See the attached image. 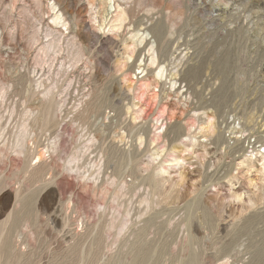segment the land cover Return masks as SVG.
Returning <instances> with one entry per match:
<instances>
[{"label":"rangeland","instance_id":"rangeland-1","mask_svg":"<svg viewBox=\"0 0 264 264\" xmlns=\"http://www.w3.org/2000/svg\"><path fill=\"white\" fill-rule=\"evenodd\" d=\"M110 1L0 0V264H264V0Z\"/></svg>","mask_w":264,"mask_h":264},{"label":"bare ground","instance_id":"bare-ground-1","mask_svg":"<svg viewBox=\"0 0 264 264\" xmlns=\"http://www.w3.org/2000/svg\"><path fill=\"white\" fill-rule=\"evenodd\" d=\"M107 2H111L110 0H100V5H104V6H106V4H107ZM110 4V3H109ZM103 7V6H102ZM108 7V6H107ZM53 11L55 10V7L53 6L52 8H51ZM102 11V10H101ZM58 12V11H57ZM107 11L106 10H104L103 11V13L101 14H99L100 16H101V18H100V20L101 21H103V17H104V14L106 13ZM97 14V13H96ZM117 19V18H116ZM63 20L64 19H62V16H61V14H58V13H54L53 14V16H52V18H51V23L53 24V25H61L62 27H65L66 25L64 24V22H63ZM101 23V25H102V22H100ZM119 23V22H118ZM62 34V33H61ZM143 39V38H142ZM142 39H139V42L141 43V40ZM143 41V40H142ZM138 42V41H137ZM138 42V43H139ZM50 43H52V42H50ZM49 43V45H47L46 47H45V51H48V50H50V49H52L53 48V46H52V44H50ZM137 43V44H138ZM53 45H54V43H53ZM134 45L135 44H133L132 46L134 47ZM136 47V46H135ZM134 47V48H135ZM129 48V47H128ZM150 48V49H149ZM148 49H149V51H151V46L149 47ZM44 49V48H43ZM133 49V48H132ZM152 49H153V47H152ZM129 50H131V48H129ZM128 50V52L130 53V51ZM134 50V49H133ZM132 50V51H133ZM134 52V51H133ZM132 53V52H131ZM133 54V53H132ZM132 56V55H131ZM130 56V54H129V57H131ZM129 57H127L128 59H129ZM127 60V59H126ZM154 57L153 56H151L150 57V59H149V63H148V65H152L153 63H154ZM141 63V62H140ZM140 66H138V68H139ZM148 67V66H147ZM140 69V68H139ZM161 70V69H160ZM162 72H163V70H162ZM160 75H161V71H159L158 70V72H157V74H156V76H158V77H160ZM155 76V75H154ZM41 86V85H40ZM41 92V91H40ZM45 92V91H44ZM43 92V93H44ZM55 94H53L52 93V91H50V90H47L46 91V94H44L43 96H42V98L43 99H45L46 101H45V103H44V105L42 106V110L39 112H37V113H34L35 114V116H33L32 117V122H31V124L33 123V122H36V121H38V119H40L39 121H40V123H41V127L44 125V127H48V128H51V127H53L54 125L55 126H57L58 125V122L56 121V118H55V116L58 114V113H61V107H60V105H59V103H57V101H56V99H55ZM57 97V96H56ZM43 101V100H42ZM41 101V102H42ZM60 101H62L61 99H60ZM40 102V101H39ZM99 105V104H98ZM101 106V105H100ZM97 109L99 110V108L97 107ZM38 110V109H37ZM127 110H128V108H127ZM120 111V110H119ZM86 112H87V110H84V111H82L81 113H77L78 115H77V118H78V120L80 119V118H83L85 115L84 114H86ZM116 113V112H115ZM33 114V115H34ZM127 114V113H126ZM29 115H32V113H30ZM122 115V114H121ZM28 118V117H27ZM106 118H107V116H106ZM73 119V118H72ZM71 119V120H72ZM27 120V119H26ZM74 120V119H73ZM77 120V121H78ZM83 120V119H82ZM28 121V120H27ZM75 121V120H74ZM26 122V121H25ZM37 124V123H36ZM29 125V124H28ZM59 126V125H58ZM208 128H210L211 127V124H210V122H209V124H208ZM128 128V127H127ZM126 131V130H125ZM31 132V131H30ZM30 132H29V130H28V128H27V124L26 123H23L19 128H15V131L13 132V143H12V147H13V149L15 150V152L17 153V154H19V153H21L20 152V148H21V145H22V143H23V141L29 136V134H30ZM2 133V132H1ZM8 134V133H7ZM123 134V133H122ZM0 135H2V134H0ZM138 135V134H137ZM5 137V136H4ZM136 137V136H135ZM139 137H141V136H139ZM135 139V138H134ZM137 140H139V139H137ZM91 141V140H90ZM133 141H135V140H133ZM140 141V140H139ZM138 145H139V143H138ZM261 148H263L264 149V146L262 147L261 146ZM52 149H54L53 147H52ZM156 151L152 154V156H151V159H150V165L151 164H153V163H155V162H157L162 156H163V153H164V149H155ZM27 152V151H26ZM127 153V152H126ZM152 153V152H151ZM127 156H125L126 158H125V164L123 165L124 167V169L126 168V166H128V162H129V160L131 159V156L129 155V153L128 154H126ZM120 156H121V154H120ZM150 156V155H149ZM32 156L30 155V158H31ZM43 157V156H42ZM28 158V157H27ZM149 158V157H148ZM37 160H39V158L37 157L36 158ZM40 159H41V156H40ZM75 158H73V159H71L70 160V162H68V163H73V162H75ZM174 160V163H175V165H178L179 164V161L177 160V159H173ZM33 161V158H31L30 160H29V162L28 163H26V164H24V165H26V167H25V170H26V172H28L30 175H34V176H39V174H40V171H41V166L39 165V164H36L38 161H36L35 162V164L32 166L31 165V162ZM108 161V160H107ZM163 162V161H162ZM160 163L159 164V166H157L156 168H155V171L154 172H151V173H149L147 176H145V177H142L141 178V184H143V185H147L148 186V188H149V190H150V194H151V196L152 195H158V190L160 191V188H161V186H162V183H164L165 181L167 182V178L166 179H164V176H165V174L167 173V171H168V167L164 164V163ZM131 163V162H130ZM74 164V163H73ZM69 165V164H68ZM71 167V166H70ZM75 167V166H74ZM121 167V166H120ZM119 167V170L121 169ZM76 168V167H75ZM122 168V169H123ZM149 168V167H148ZM147 168V169H148ZM121 169V170H122ZM145 169V168H144ZM143 169V170H144ZM70 170H72V167H71V169ZM120 170V171H121ZM264 173V172H263ZM121 174V173H120ZM263 176V175H262ZM122 186V185H121ZM121 188V187H120ZM149 194V193H148ZM147 194V195H148ZM148 201V200H147ZM142 202V201H141ZM145 202V201H144ZM150 204V203H149ZM118 216V215H117ZM120 216V215H119ZM122 216H124V214L122 215ZM122 216H121V219H119V220H121V222H122V225L120 224V225H117V228H118V233H117V236L118 235H120L122 232H123V229H124V227H125V225H127V223L125 222V221H127V220H123L122 219ZM120 218V217H119ZM124 218V217H123ZM114 220L115 219H117L116 218V216L113 218ZM179 223V222H178ZM180 224V223H179ZM113 226V224H107L106 223V226L105 227H107L108 229L110 228V227H112ZM180 226V225H179ZM106 228V229H107ZM127 229V228H126ZM105 230V229H104Z\"/></svg>","mask_w":264,"mask_h":264}]
</instances>
